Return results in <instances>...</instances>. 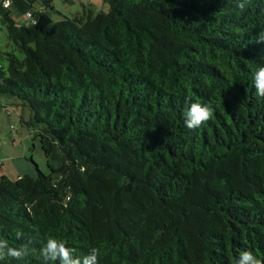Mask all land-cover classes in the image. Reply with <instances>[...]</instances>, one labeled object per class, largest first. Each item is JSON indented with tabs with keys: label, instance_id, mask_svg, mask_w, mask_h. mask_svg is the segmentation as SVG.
Wrapping results in <instances>:
<instances>
[{
	"label": "trees",
	"instance_id": "obj_1",
	"mask_svg": "<svg viewBox=\"0 0 264 264\" xmlns=\"http://www.w3.org/2000/svg\"><path fill=\"white\" fill-rule=\"evenodd\" d=\"M51 1L26 23L0 5V94L29 110L47 167L0 175V240L30 246L0 264H42L49 238L98 264L264 262V0H105L59 20ZM191 102L214 109L195 129Z\"/></svg>",
	"mask_w": 264,
	"mask_h": 264
},
{
	"label": "rangeland",
	"instance_id": "obj_2",
	"mask_svg": "<svg viewBox=\"0 0 264 264\" xmlns=\"http://www.w3.org/2000/svg\"><path fill=\"white\" fill-rule=\"evenodd\" d=\"M50 4L52 8L48 9L54 20L77 15L88 6L94 14L108 10L105 0H52ZM23 20L26 23L25 17ZM12 50L6 29L1 26L0 64L4 65L2 54ZM29 117V110L15 98L0 94V175L11 180L24 175L35 176L38 171L47 173L46 159L35 136L36 129L27 125Z\"/></svg>",
	"mask_w": 264,
	"mask_h": 264
},
{
	"label": "clouds",
	"instance_id": "obj_3",
	"mask_svg": "<svg viewBox=\"0 0 264 264\" xmlns=\"http://www.w3.org/2000/svg\"><path fill=\"white\" fill-rule=\"evenodd\" d=\"M249 0H239L238 7L243 10ZM260 42H264V35L259 37ZM253 86L258 97L264 98V65L259 66L252 78ZM214 109L207 104L191 102L188 110L184 114V125L188 129L200 127L213 117ZM21 235L17 232V238ZM75 250L66 246V243L54 238H49L45 245L39 249V258L42 264L49 262H59V264H98L97 257L99 250L92 248L90 254L84 257H74ZM30 253L28 243L22 244L19 248L10 247L6 240H0V260L11 258L15 260H23ZM235 264H264L257 259L250 251H243L236 259Z\"/></svg>",
	"mask_w": 264,
	"mask_h": 264
},
{
	"label": "crops",
	"instance_id": "obj_4",
	"mask_svg": "<svg viewBox=\"0 0 264 264\" xmlns=\"http://www.w3.org/2000/svg\"><path fill=\"white\" fill-rule=\"evenodd\" d=\"M16 7L21 11V15H19L18 19L20 22H24L23 17V11L28 10L30 7L34 8H41V3L37 0H15ZM7 46H9V43H7Z\"/></svg>",
	"mask_w": 264,
	"mask_h": 264
},
{
	"label": "built area",
	"instance_id": "obj_5",
	"mask_svg": "<svg viewBox=\"0 0 264 264\" xmlns=\"http://www.w3.org/2000/svg\"><path fill=\"white\" fill-rule=\"evenodd\" d=\"M15 0H0V5L3 7V8H7L11 5L12 2H14ZM24 17L31 21L32 20V14L29 10H26L24 12ZM0 29H1V24H0Z\"/></svg>",
	"mask_w": 264,
	"mask_h": 264
}]
</instances>
